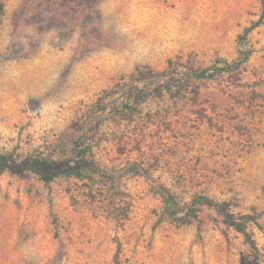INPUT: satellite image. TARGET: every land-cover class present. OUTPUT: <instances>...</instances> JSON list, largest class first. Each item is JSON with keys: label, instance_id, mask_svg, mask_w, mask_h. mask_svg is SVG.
Listing matches in <instances>:
<instances>
[{"label": "rangeland", "instance_id": "374dc122", "mask_svg": "<svg viewBox=\"0 0 264 264\" xmlns=\"http://www.w3.org/2000/svg\"><path fill=\"white\" fill-rule=\"evenodd\" d=\"M1 1L0 148L69 150L87 134L98 159L149 172L124 178L122 224L98 186L0 169V264H264V23L245 62L240 47L264 0ZM226 63L233 72L181 95L155 76ZM133 91L147 96L127 116ZM154 183L255 217V248L209 205L181 225L163 219Z\"/></svg>", "mask_w": 264, "mask_h": 264}, {"label": "trees", "instance_id": "16d2710c", "mask_svg": "<svg viewBox=\"0 0 264 264\" xmlns=\"http://www.w3.org/2000/svg\"><path fill=\"white\" fill-rule=\"evenodd\" d=\"M4 14V4L0 0V24ZM263 23L264 8L260 19L246 29L245 34L241 37V61H247L252 54V50L248 49V33ZM233 69H235V66L230 63H226L225 67H217L212 71L207 68L188 67L183 70L169 66L155 76L156 78L167 80L164 85L165 88L172 91L173 86H175L176 91L174 93L181 95L190 88L194 80L215 79L219 72L231 73ZM156 90L159 93L163 91L158 87H156ZM146 96L140 91H133L131 95L133 100L124 103L123 111L125 115L133 116L136 114L140 106L145 102ZM0 169L18 174H37L48 187L61 176L74 177L83 181L91 192L94 191V186H98L102 194L106 196L105 200H108L112 205L121 206L118 208V221L122 224L128 219L132 206L130 194L123 188L124 178L129 174L138 175L149 172L139 165H127L122 168H116L98 159L92 150V144L88 140L87 134L74 136L73 144L69 150L62 149L59 144L49 147L47 152L41 150L31 152L4 151L0 148ZM152 186L155 193L161 195L165 203L163 219L167 218L181 225L194 219H199L203 206L209 205L223 215L225 220L234 226L235 229L243 233L247 242L250 243L252 248H255L254 241L246 228L247 223L256 221L255 217L236 215L230 212L226 205L207 194H195L191 201L184 203L166 185L154 183ZM106 193H112V196L106 195ZM92 197L95 198L96 195L92 193ZM258 226L264 230L263 225L258 223Z\"/></svg>", "mask_w": 264, "mask_h": 264}, {"label": "water", "instance_id": "95a60500", "mask_svg": "<svg viewBox=\"0 0 264 264\" xmlns=\"http://www.w3.org/2000/svg\"><path fill=\"white\" fill-rule=\"evenodd\" d=\"M14 48H15V50H21L23 48V45L17 43V44L14 45Z\"/></svg>", "mask_w": 264, "mask_h": 264}]
</instances>
